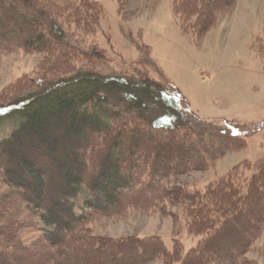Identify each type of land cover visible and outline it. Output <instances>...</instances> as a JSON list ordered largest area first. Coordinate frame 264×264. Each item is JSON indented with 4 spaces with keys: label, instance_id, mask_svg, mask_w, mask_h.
I'll return each instance as SVG.
<instances>
[{
    "label": "trees",
    "instance_id": "trees-1",
    "mask_svg": "<svg viewBox=\"0 0 264 264\" xmlns=\"http://www.w3.org/2000/svg\"><path fill=\"white\" fill-rule=\"evenodd\" d=\"M170 1L180 30L196 41L235 4V0ZM103 14L98 0H0V50L41 52L45 59L40 71L54 76L44 80L38 75L34 89L22 95L17 96L15 85L4 89H10L13 98L0 106V116L18 120L0 139V176L11 189L0 197V210L15 205L20 212L22 203L38 211L49 227L24 244L19 227L8 223L9 214L0 213V241L8 244V249H0V256L4 263L13 264L29 260V264H78L73 259L77 252L110 250L115 254L110 259L83 256L79 264H141L155 258L163 264H238L264 228V165L249 176L234 165L203 190L163 186L160 178L202 170L225 152L240 148L246 134L219 130L202 123L195 113L196 118L184 114L179 105L188 101L173 85L143 74L138 79L109 77L72 67L73 57L88 62L105 57L101 50L87 51L70 40L62 24L92 34ZM257 50L264 54V38L258 40ZM62 125L69 135L81 137L72 143L73 164L64 184L58 186L51 172L52 157L33 161L21 151L29 139L48 142L51 129ZM69 138L64 135L65 144H70ZM52 143L44 144L48 152L55 148ZM13 146L18 150L10 149ZM202 146L200 154L197 149ZM82 186L91 196L89 210L77 214L71 198ZM129 196L143 205L164 200L185 204L187 231L200 238L184 251L176 237L166 247L159 236L114 241L88 234L85 222L94 212L120 210ZM74 242L83 244L77 248ZM127 250L134 254L125 255Z\"/></svg>",
    "mask_w": 264,
    "mask_h": 264
},
{
    "label": "rangeland",
    "instance_id": "rangeland-1",
    "mask_svg": "<svg viewBox=\"0 0 264 264\" xmlns=\"http://www.w3.org/2000/svg\"><path fill=\"white\" fill-rule=\"evenodd\" d=\"M98 1L104 14L99 28L92 34L79 33L71 23H63L62 27L68 38L77 42L82 49L101 50L105 60L94 58L88 62L73 57L70 58L72 67L76 70L93 69L109 77L138 79L143 74L163 85H173L188 101L179 105V108H185L184 114L189 117L196 114L202 123L207 126L212 124L219 130L246 134L240 148L225 152L202 170L160 178L163 186L180 185L190 190H203L213 186L234 165H240L238 172L245 176L264 165V54L257 50L258 40L264 38V0H235L232 10L217 16L213 26L197 41L180 30L176 17L171 13L170 0ZM43 59V53L22 48L0 50V106L7 104L10 97L13 98L10 89L4 90L7 86L15 85L18 96L25 90L34 89V80L38 75H42L44 80L54 77L51 72L44 74L46 72L40 71ZM56 72L59 73L58 70ZM154 116L150 115L151 118ZM17 120L14 116H0V139L10 133ZM69 134L66 126H58L48 133L51 140L29 139L21 151L24 157L28 156L31 160L52 157L51 172L58 186L64 184L73 164L70 158L73 144L81 137L79 134ZM64 135L70 137V144L64 143ZM51 142L55 148L48 152L44 144ZM10 149L18 150V147ZM203 149L202 146L197 150L201 154ZM89 155L87 153L88 161ZM245 163L248 168L244 167ZM90 165L89 170H93L94 161ZM10 190L3 176H0V197ZM90 198L89 192L82 186L71 198L75 213L88 211L87 201ZM125 202L128 203L117 211L103 214L94 212L85 222L88 234L114 241L123 237L159 236L166 247H170L172 238L176 237L184 251L194 246L200 238L187 231L185 204L164 200L155 205L153 202L143 205L141 201L135 203L133 196L127 197ZM261 204H264V195ZM18 209L20 212L14 205V208L2 209L0 213L9 214L8 223L19 227V240L29 244L49 226L40 219L38 211H32L22 203ZM82 244L74 242L77 248ZM7 247L8 244L0 241V249ZM133 254L132 250L125 252V255ZM74 255L73 259L78 264L83 256L109 259L115 256L110 250L97 254L77 252ZM0 264L13 263H4L1 255ZM141 264L163 263L161 258H155ZM238 264H264V228L244 260Z\"/></svg>",
    "mask_w": 264,
    "mask_h": 264
}]
</instances>
